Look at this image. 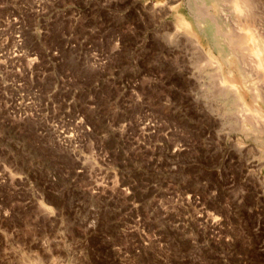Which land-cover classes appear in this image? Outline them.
I'll use <instances>...</instances> for the list:
<instances>
[{
	"label": "rangeland",
	"instance_id": "374dc122",
	"mask_svg": "<svg viewBox=\"0 0 264 264\" xmlns=\"http://www.w3.org/2000/svg\"><path fill=\"white\" fill-rule=\"evenodd\" d=\"M236 1L200 46L189 0H0V264H264Z\"/></svg>",
	"mask_w": 264,
	"mask_h": 264
},
{
	"label": "bare ground",
	"instance_id": "6f19581e",
	"mask_svg": "<svg viewBox=\"0 0 264 264\" xmlns=\"http://www.w3.org/2000/svg\"><path fill=\"white\" fill-rule=\"evenodd\" d=\"M188 4L190 8V19L186 18L183 15L184 13L180 14V23L178 24L182 29L193 36L199 45V36L206 37L209 40H215L218 36L225 33L222 29L214 25L211 27L210 23L213 22L212 20L219 22L221 17H218L216 12L210 14L208 11L210 6H208L206 2L200 5L197 3V0H189ZM237 5V1L234 2L232 9H235L236 14L234 15H236L238 21L236 25L232 24V32L229 30V25V28H227V36L230 41L234 39L233 37L242 29L241 35L243 40L241 42L242 45L240 44L242 47L236 49V52L234 51L236 54L232 55L228 52V47H223V52H228V59L226 62L230 67V72L228 74H223L220 92H222L224 96L234 99L241 104L244 116L242 130L246 138L256 142L258 157V162L256 161V164L260 166L262 171L260 188L264 191V16L263 19L256 23L257 25H255V27L252 19L257 21L262 13L257 6L258 4H251L248 2L244 9ZM231 17L235 19L233 16ZM242 20L245 22H239ZM213 27H216L215 30H212ZM232 33L236 34L233 36ZM236 39L230 42L236 43ZM235 46H237V44Z\"/></svg>",
	"mask_w": 264,
	"mask_h": 264
}]
</instances>
